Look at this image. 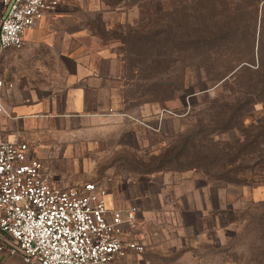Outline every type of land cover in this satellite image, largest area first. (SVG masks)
I'll list each match as a JSON object with an SVG mask.
<instances>
[{
    "label": "rangeland",
    "instance_id": "rangeland-1",
    "mask_svg": "<svg viewBox=\"0 0 264 264\" xmlns=\"http://www.w3.org/2000/svg\"><path fill=\"white\" fill-rule=\"evenodd\" d=\"M78 3L92 47L118 62L123 111L67 129L58 140L80 170L62 178L72 187L96 183L81 172L99 173L120 186L106 187L115 205L146 197L135 230L145 252L121 264H264V0L257 11L246 0ZM232 16L242 21L233 45L199 42L201 27L214 35ZM163 173L226 187L203 193L198 216L180 215L187 187H161L158 200L130 187Z\"/></svg>",
    "mask_w": 264,
    "mask_h": 264
},
{
    "label": "crops",
    "instance_id": "crops-1",
    "mask_svg": "<svg viewBox=\"0 0 264 264\" xmlns=\"http://www.w3.org/2000/svg\"><path fill=\"white\" fill-rule=\"evenodd\" d=\"M78 1L65 0L56 12L29 29L21 50L0 49V79L13 85L3 93L5 113H0V136L29 145L31 153L48 167L55 184L62 187L70 184L62 177L70 174L69 169L75 170L71 175H76L80 166L65 162L73 151L58 139L65 137L73 125L112 120L123 111L118 62L110 50L92 47L85 11ZM2 12L0 0V21ZM81 176L103 182L96 172H81ZM106 185L120 187L110 179ZM130 187H148L154 191L151 199L161 187H174L176 191L187 187L181 190L180 215L198 216L200 202L205 206L203 193L211 187L226 186L210 184L191 173H163L148 176ZM145 200L146 197L137 195L135 199L119 200L115 205L108 196L109 207L118 209L143 206ZM0 264L25 263L20 255H10L5 247L0 249Z\"/></svg>",
    "mask_w": 264,
    "mask_h": 264
},
{
    "label": "built area",
    "instance_id": "built-area-1",
    "mask_svg": "<svg viewBox=\"0 0 264 264\" xmlns=\"http://www.w3.org/2000/svg\"><path fill=\"white\" fill-rule=\"evenodd\" d=\"M64 1L2 0L0 49L21 50L25 33ZM12 88L0 79V113ZM106 187H61L29 145L0 136V249L25 264H121L130 253L143 254L135 238L139 208H110Z\"/></svg>",
    "mask_w": 264,
    "mask_h": 264
},
{
    "label": "trees",
    "instance_id": "trees-1",
    "mask_svg": "<svg viewBox=\"0 0 264 264\" xmlns=\"http://www.w3.org/2000/svg\"><path fill=\"white\" fill-rule=\"evenodd\" d=\"M246 2L248 3V5H251L252 7L256 8V11H257L258 5L261 2V0H246ZM241 22H242L241 20H237L233 16L225 18L221 21L220 30L216 31L214 35H210L207 32L205 27H201L199 42L205 45H214L218 43L233 45L235 43L236 37L238 36L239 29L241 28L239 26ZM244 29L245 30H243V32L246 34V37H247L249 33L248 25H246ZM261 68L264 70V63L262 64ZM185 145H189L188 141L184 142V147H186ZM164 161L172 162L171 159H168V158ZM211 178L218 180V181L229 182V181L223 180L221 175L211 176Z\"/></svg>",
    "mask_w": 264,
    "mask_h": 264
}]
</instances>
